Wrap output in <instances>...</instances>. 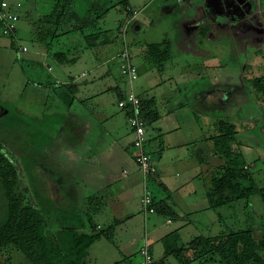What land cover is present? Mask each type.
<instances>
[{
    "label": "rangeland",
    "instance_id": "1",
    "mask_svg": "<svg viewBox=\"0 0 264 264\" xmlns=\"http://www.w3.org/2000/svg\"><path fill=\"white\" fill-rule=\"evenodd\" d=\"M8 1L22 4L20 8L22 17L17 25L15 46L11 45L10 37L0 34V119L7 125V132L3 131L1 134L5 136L11 134L12 139L7 140V144L12 152L17 155L24 154L23 151L28 152L26 159L24 155L19 159L28 161L26 168L36 165L38 154H47V151L44 152L46 145L41 149L42 140H47L51 134H56L63 127L65 113L71 99H74L72 92L64 85L70 83V75L75 76L87 71L88 75L84 72L83 77L87 76L83 79L90 80L110 69L112 75L105 77L108 83H114L115 80L122 85L128 84L121 71L123 61L121 54L126 49L132 54L133 62L140 65L144 77L146 75L150 77L146 70L148 67L155 66L157 78L160 74L162 79L167 78L179 83L180 90H174L177 98L175 102L183 105L186 103L189 106L181 108V105L180 109L175 111L177 117L180 112L181 119L167 129L172 133L171 148L164 151L163 159H161V152L153 153V159L158 168L169 171V182L167 180L162 182L160 179L162 182L160 185L157 181L149 179L148 187H146L143 174L135 166V174L127 176L125 180L127 183L121 182L111 187L117 195L119 190L122 192L119 194L120 205L115 206V209L108 214L96 216V221L102 222L104 226V228L102 226L104 233L91 248L90 258L93 263L135 264L143 260L140 250L143 245L149 243L153 228H157L160 232L172 230L174 224L167 223V216L146 212L141 202L145 192L178 199L179 206L176 212L180 215L174 219V222L190 220L193 224L191 226L193 236L218 235L225 224L234 229L253 228L257 235L260 233L264 227L262 197L259 194L253 195L249 201V208H246L245 200L236 202L233 207L224 206L216 210L209 208L207 190L213 175L218 170L217 164H221L222 161L213 160L210 156L207 162L200 163L199 158L209 153V148L213 149V144L208 141L210 137L218 134L216 122L221 118L228 119L235 123L239 130L238 138L241 145L240 147L234 145L236 151H242L245 154L246 168L254 174L259 186L264 187V103H257L258 98L253 97L250 88L235 87L239 84L237 78L241 75V70L246 66L248 68L245 75H241V79L246 81V78L252 79L258 76L263 78L264 83V31L258 33L250 31L251 26L261 27L263 24L251 25V22H248L250 25H246L244 22L240 23L239 19H236V22L229 21L230 26L232 24L236 27L242 26L241 29L237 28L234 31L236 38L231 36L226 38V34H220L218 40L204 41L205 44L209 43L210 53H214V58L221 63L220 68L210 66L202 69L204 65L196 63L200 60L197 45L191 40L194 44L188 51H184L178 44L184 38L194 37L193 28L198 21L190 22L198 16V9L204 0H129L136 10L134 11L135 20L134 18L128 20L123 0H75L69 22L64 24V29L71 32L61 37L59 44L55 43L54 50L45 49L35 40L33 27V22L37 18L51 11L53 0ZM107 9L109 11L105 14ZM28 12H31L30 17H26ZM199 13L202 21L207 18L212 19V16H207L202 11ZM99 17L100 20L96 23L94 18ZM224 19L225 17L222 16L217 20L222 24ZM123 20L125 23L120 27ZM80 26H84L85 35L96 29L107 30L108 32L103 33L101 38L107 36L112 42L100 44L92 49H81L79 46L86 45V41L84 34L77 30ZM219 32H221L220 29ZM179 35L182 40H178ZM163 41L172 43V55L165 72H159L156 64L144 60L143 49L147 42L161 43ZM24 46L28 48L27 52L22 50ZM70 46L71 48L78 46L77 50L68 54L70 58L77 57V61L60 64L54 58V52L66 50ZM138 80L139 76L134 82L138 85V91L143 93L145 90L142 86L151 82L145 79ZM244 81L239 85L244 86ZM141 82H143L142 86ZM79 83L82 84L83 80L80 79ZM145 87L147 88V85ZM161 91L164 92V90L157 92ZM228 91L230 92L229 101L221 105L219 97L225 96ZM104 95L106 94L101 96L104 97ZM79 97H83V94L77 95V98ZM112 97V103L109 106L111 111L115 115L120 113L125 121L122 111L115 103V96ZM232 97L237 100L233 101ZM159 101L161 114L164 115L163 103ZM85 104L86 108L91 107V103ZM87 110L84 114L86 116L91 114L92 107L90 111ZM93 119H95L94 115L92 123ZM177 124L181 128L174 134ZM43 134L48 137L45 135L43 138ZM201 143L204 148L202 147L199 152ZM99 183L104 187L105 184ZM28 185L31 187V184L22 179V190ZM39 189V186L37 190L31 188L30 196L33 201L41 202V207L47 212L49 228L57 230L61 222L58 210H70L71 207L68 208L64 203H57L55 200L42 196ZM109 193L107 189V195ZM79 199L75 202L77 208L82 205ZM115 203L118 205V202L115 201ZM218 214L223 216V222L218 220ZM115 219L123 220L121 224L124 223V225L113 227L112 222ZM125 227H128V232ZM109 235L112 236V240L108 239ZM164 249L162 240L154 244L157 256H162ZM187 254L189 255L190 252L187 251ZM9 262L30 264L15 249L0 252V264ZM192 264L221 263L207 262L201 258L193 261Z\"/></svg>",
    "mask_w": 264,
    "mask_h": 264
},
{
    "label": "trees",
    "instance_id": "2",
    "mask_svg": "<svg viewBox=\"0 0 264 264\" xmlns=\"http://www.w3.org/2000/svg\"><path fill=\"white\" fill-rule=\"evenodd\" d=\"M3 1H7L12 9L18 4L20 5L17 9L20 21L22 17L20 13L22 4L20 2L0 0V8ZM123 1L127 18L131 20L134 18V11L136 10L130 5L129 0ZM74 3L75 0H53L51 11L33 22L35 40L43 45L45 49L54 50L56 48L55 43L59 44L61 37L70 34V30L64 29V24L69 22V16L72 13ZM11 8L10 10H12ZM108 11L109 9L104 13L107 14ZM30 13L28 12L26 17H30ZM98 20H100V17L98 19L94 18L96 23ZM124 23L125 20L120 23V27ZM5 25L6 22L1 20L0 34L2 35H4L2 29H4ZM77 30L83 33L85 29L84 26H80L77 27ZM17 31L16 29L15 33L6 36L10 37L12 46L16 44ZM220 31L214 40H218L220 34H226V38H230L231 34L229 32L225 33L221 29ZM107 32V30L100 31L96 29L90 34L85 35L83 33L86 45L79 47L81 49H92L100 44H110L112 40L109 37L101 38L102 34ZM209 32L210 25H202L197 30L196 40L202 51L205 50L203 44L208 38ZM231 38L234 37L231 36ZM77 47L71 48L70 46L66 50H56L53 56L60 64L75 63L77 57L70 58L68 54H71L73 50H77ZM171 47L172 43L170 41H163L161 43L147 42L143 49L144 59L156 64L158 70L162 71L164 65L171 59ZM124 53L128 56V62L137 68L139 76L137 64L133 62L132 54L127 49L121 54L123 59L122 64L127 60V57L123 56ZM247 68L246 66L241 70V75H245ZM241 75L237 78L239 84L244 81L241 79ZM70 77V83H65L64 85L67 86L68 90L72 92L73 98H75L79 92V83L74 81L75 76L70 75ZM246 79L244 86L238 84L235 87L250 88L253 97L258 98L257 103H264L263 78L252 77V79ZM134 86L135 83L132 85L133 91ZM126 94L119 98V102L125 99ZM138 97L141 99L140 112L145 118L147 125L156 122L160 116L157 110L153 109L154 101ZM219 98L221 105L229 101V96L225 97L223 95ZM73 100L71 101L72 103ZM235 100L237 99L233 98V101ZM72 103L69 105L71 106ZM215 125L218 128V134L210 137V141L208 142L213 144L214 155L222 163L217 164L218 170L213 175L210 187L207 190L208 207L213 210L224 206L233 207L236 202L245 200L246 208H249L250 198L255 194H259L264 201V187L259 186L254 174L246 168L245 154L242 151H236L234 147V145L239 147L241 145L238 138L239 130L237 129V125L223 118L219 119ZM6 127L7 125L0 119V252H8L10 249H15L30 264H87L89 249L104 233V227L99 230V222L96 221V216L105 211L106 202L98 195L90 196L86 203H84V205L87 204L86 215L82 212L80 209L82 207L80 206L72 210H59L60 227L57 230H51L49 228L47 212L41 207V202L32 200L30 190L31 188L37 190V186H39L40 189L38 191L42 192L41 195L50 199L51 191L55 188V185L53 186L50 182L44 185L37 182L40 179V168H37L36 165L26 168L28 161L19 160L23 155L26 159V155H29L27 151H23L24 154L19 153L17 155L10 150L7 140L10 141L11 134L9 136L1 134L3 131L7 132ZM149 152L151 153L150 149ZM39 156L38 154V158ZM157 173L146 179L144 178L145 186L147 185V181L149 179L152 180ZM22 179L31 184V187L28 185L22 190ZM145 194L151 196V207L154 208V212L169 218L175 219L177 217V213L167 202L159 201L156 204L152 193L145 192L144 196ZM59 198L57 197L56 199L58 203L61 202ZM66 205L68 208L70 207L69 204ZM218 220L223 222V216L218 214ZM122 222L123 220L115 219L112 222V226H118ZM108 239L112 240V236L109 235ZM177 240L178 233L176 232L167 235L163 239L165 255L158 262H156L151 245L149 244L150 253L154 259L153 264H167L169 256L175 257L179 264H192L193 261L201 258L207 262L211 261L221 264H264V227L257 235V232L253 228L234 229L225 224L224 229L218 235L197 236L189 241L186 247L176 246ZM187 251L192 252V255L189 254L187 256L185 254ZM141 261L135 264H140ZM8 264L13 263L9 262Z\"/></svg>",
    "mask_w": 264,
    "mask_h": 264
},
{
    "label": "crops",
    "instance_id": "3",
    "mask_svg": "<svg viewBox=\"0 0 264 264\" xmlns=\"http://www.w3.org/2000/svg\"><path fill=\"white\" fill-rule=\"evenodd\" d=\"M200 11H202L204 14H207V16H212V19L210 20L207 18V20L202 21V19H200ZM222 16H224L225 19L224 22L220 24L219 20L217 19ZM237 16H239L237 19H239L240 23L245 22L247 19L250 21V18L253 20L255 19V22H257L256 20L259 19L264 21V0H204L198 9V16L195 19H192L190 22L194 23V21H198V23L195 24L196 26L194 25L195 27L193 28L194 37L192 36L191 39L184 38L182 40L179 35L180 38L178 37V40H182L181 43L178 44L179 48L181 50L188 51L190 46L195 43L200 52V56H198L200 57V60L196 63H202L204 65L202 69L208 68L210 66H216L217 68H220L221 63L216 58H214V53H210L211 51H209V43L203 44L205 49L204 51L199 48L196 41V33L200 26L210 25V32L206 42L214 41V39L218 36L219 29L225 33L229 32L231 36L236 38L234 31H236L237 28L241 29L242 26L236 27L233 24L232 26L228 24L229 21L236 22L235 20ZM191 40L194 43H192ZM179 53H181V51H179ZM166 65L168 66V62L164 65L162 72H165ZM137 67L139 70L138 81L145 79L151 83L142 86L143 82H141V86L143 87V90H145L143 93L138 91V85L135 84L134 91L141 98L154 101L153 109L157 110V113L160 116L156 122L147 125L149 149L151 151L152 157L153 153L161 152V159H163L164 151H167L171 148L170 136L172 133L167 131V129L169 126H172L173 123L175 124L176 122H180L181 119V117H179L180 112L178 113L177 117L175 115V111H178L181 105V108H186L189 106L186 103L183 105L181 103L175 102V100H177L175 97V91L180 90L179 83H177L175 80L167 78L162 79L160 78L162 77L160 74L157 78L155 74V66H153L154 68L152 66L147 68L146 71L150 74V77H146V75L145 78L141 73V67L139 64H137ZM84 72L87 71H83L81 74L75 75L74 78V81L78 83L80 79L83 80L82 84L79 83V92L77 93V95L82 93L83 97L77 98L76 95L74 100L71 99V101L73 100V103L70 102L72 105H69L70 107L68 106V110L65 113V120L62 123L63 127H61L56 134H51V137H48L45 134L48 139L42 140L43 143H41V149H43L46 145L44 152L47 151V154L40 155L37 160L36 166L37 168H40V179L37 180V182L42 183L43 185L47 184V182H50L53 184V186L55 185V188L51 191L50 199L57 201V197H60L59 200H61V202L59 203L69 204L71 207L70 210L77 208V203L75 202L76 199L80 198L79 200L82 201V205L80 206L82 208L80 209L85 215L87 204L84 205V203H86L90 196L98 195L106 202L105 211L102 213L105 215L110 211H113L115 206L118 207L120 205L119 201L121 199L119 198V194L122 192L119 190L117 195L111 189V187L118 185L121 182L127 183L125 181L127 176L135 174L134 168L136 164L134 161V155L136 151H134L133 147L134 137L128 123L127 111L120 109L118 106V102L120 100L119 98L129 92L131 87L127 83H123L124 85H122L119 81H115L114 79V83H108L105 77H110L112 75L110 69L107 72L99 74L98 77L95 76L90 80L83 79L88 75L87 72V75L83 77ZM152 80L155 81V83ZM158 80L160 81L158 82ZM146 85L147 88L145 87ZM174 87L176 89H174ZM158 90H164V92H157ZM229 93L230 92L228 91L225 94V97H228ZM102 94L106 95L103 97L101 96ZM113 95L115 96V103H117L118 108L124 115L125 121H123L120 113L115 115L109 107L112 103ZM159 100H161L163 103L162 106L165 110V116L161 114L162 112L159 108ZM85 103H91L90 106L92 107L91 114L89 113L87 116L84 115L85 110L89 109L87 111H90L91 107L86 108ZM93 115L95 116V119H93L94 122L92 123ZM176 127L177 130L174 132V134L181 128V126L178 124ZM45 135L43 134L42 137L44 138ZM203 143H201L199 152L202 150V147L204 148ZM213 150L214 148L212 150L209 148V153H206L205 156L204 154L203 156H200L199 162H207L210 156L213 157V160H218V158L215 157ZM62 152L64 153L63 156ZM169 176L168 170L163 171L158 168V173L152 178V180L157 181L161 185L163 181L165 182L167 180V182H169ZM160 179H162V182ZM99 182L105 184L104 187L100 186L101 183ZM164 184V186H166V183ZM107 189L108 193L110 191L108 195ZM152 195L155 198L156 204L159 201H165L173 208L175 212L177 211L179 206L178 199L172 196L162 197L160 195ZM115 201L118 202V205L115 203ZM176 213L178 217L180 214L178 212ZM129 217H131V215ZM167 223L169 225L174 224V227L171 231L160 232L157 231V228H153L151 230L153 233H151L152 236H150L149 243H151V248L156 262H158L165 255V249L162 252V256L160 254V256H157L155 254L154 244L160 240L163 241L167 235L173 232L178 233V240L176 241V246L178 247H186L189 241L199 236L198 234L195 236L192 235L191 226L193 224L190 220H182L181 223H175L174 218L167 217ZM98 224V227L102 228V222H99ZM121 225H124V223ZM125 230L128 232V227H125ZM189 238L191 239L189 240ZM94 244L91 246V248L94 246ZM91 248L89 249L87 264H97L96 262L93 263L90 258ZM185 254H187V252H185ZM172 257L173 256H169L167 258V264H179L176 258L173 257L174 259H171Z\"/></svg>",
    "mask_w": 264,
    "mask_h": 264
},
{
    "label": "built area",
    "instance_id": "4",
    "mask_svg": "<svg viewBox=\"0 0 264 264\" xmlns=\"http://www.w3.org/2000/svg\"><path fill=\"white\" fill-rule=\"evenodd\" d=\"M19 4L11 8V5L7 1H3L0 8V21L4 20L6 25L2 29V33L5 36H10L15 33L17 29L19 14L17 12ZM10 8L12 10H10ZM24 52L28 51V48L24 46L22 48ZM123 56L127 59L121 66L122 75L127 79L131 85V90L126 94L125 99L119 102V107L127 111L128 123L133 134V147L136 151L134 156L135 164L138 170L143 174L144 178L154 175L158 172L151 153L149 152L148 136H147V122L141 114V99L132 90L134 81L138 78L137 68L132 66L128 62V56L126 53ZM142 203L146 212H154V208L151 207L152 198L149 194H145L142 199ZM140 253L143 260L140 264H153L154 259L150 253L149 243H146L141 247Z\"/></svg>",
    "mask_w": 264,
    "mask_h": 264
},
{
    "label": "flooded vegetation",
    "instance_id": "5",
    "mask_svg": "<svg viewBox=\"0 0 264 264\" xmlns=\"http://www.w3.org/2000/svg\"><path fill=\"white\" fill-rule=\"evenodd\" d=\"M239 16H237L236 17V19L238 18ZM255 20V19H254ZM253 19H251L250 18V21L247 19L244 23L246 24V25H250L248 22H251V25H253V24H255V23H258V24H263L261 27H256V26H251L250 27V31H253V32H255V33H258V32H262V30L264 31V21H262V20H256L257 22H255ZM241 26V25H240ZM240 26H238V27H240ZM259 36V35H258ZM261 37V36H260ZM262 38V37H261ZM260 38V39H261ZM253 66V65H252ZM256 77H258V76H256Z\"/></svg>",
    "mask_w": 264,
    "mask_h": 264
}]
</instances>
